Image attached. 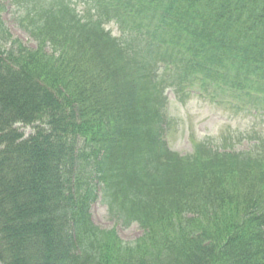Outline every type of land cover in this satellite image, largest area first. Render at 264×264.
<instances>
[{
  "label": "trees",
  "instance_id": "obj_1",
  "mask_svg": "<svg viewBox=\"0 0 264 264\" xmlns=\"http://www.w3.org/2000/svg\"><path fill=\"white\" fill-rule=\"evenodd\" d=\"M71 1L12 0L35 47L0 6V264H264V130L184 158L160 133L167 87L264 118V0ZM100 186L134 244L90 223Z\"/></svg>",
  "mask_w": 264,
  "mask_h": 264
},
{
  "label": "rangeland",
  "instance_id": "obj_2",
  "mask_svg": "<svg viewBox=\"0 0 264 264\" xmlns=\"http://www.w3.org/2000/svg\"><path fill=\"white\" fill-rule=\"evenodd\" d=\"M2 4L8 5L2 14L5 26L12 39L20 40L27 46H32L25 33L16 25L15 10L9 5V0H0ZM81 11V7L77 8ZM110 33H118L115 25H105ZM170 109L169 133L167 136L169 147L172 151L182 155L188 150L191 151V141L204 140L205 138H217L218 146L222 143V137L227 140L229 146H237V142L242 140V145L247 144L256 134L264 130V120L258 118L255 122H250V117H242L215 105H209L206 101L192 96L189 99L177 100L171 93H167ZM224 109V110H223ZM25 136L30 132L28 129H20ZM91 220L103 229H110L112 221L108 217L105 206L94 205L90 211ZM117 234L123 241L131 242L140 235L135 225L130 228H116Z\"/></svg>",
  "mask_w": 264,
  "mask_h": 264
}]
</instances>
